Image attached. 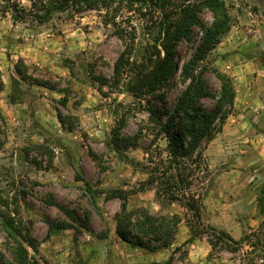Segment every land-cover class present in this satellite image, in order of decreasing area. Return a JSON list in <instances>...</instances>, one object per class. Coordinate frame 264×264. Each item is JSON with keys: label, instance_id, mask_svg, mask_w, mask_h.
<instances>
[{"label": "rangeland", "instance_id": "rangeland-1", "mask_svg": "<svg viewBox=\"0 0 264 264\" xmlns=\"http://www.w3.org/2000/svg\"><path fill=\"white\" fill-rule=\"evenodd\" d=\"M204 1L118 0L99 4L96 9H83L73 2L43 20L27 15L15 21L13 15H24L22 7L36 10L41 17L45 10L37 1L33 8L32 0H0V264H19L16 253L20 242L36 264H117L111 245L116 240L124 242L117 235L116 221L123 202L106 199L102 193L112 188L136 191L129 199V210L144 207L152 214L167 216L177 210L182 219L179 227L185 224L190 231L186 207L157 195L162 193L161 179H156L159 172L151 176L146 166L151 170L164 167L161 171L168 166V138L150 120V110L161 109L168 119L186 90L182 67L202 41V26L209 27L214 20L212 11L203 7ZM220 1L229 13L231 27L201 62V67H207L206 84L215 95L202 99L207 111L216 107L221 90L214 70L232 78L230 71L237 66L264 67V0ZM183 5L202 9L198 15L202 26L192 28L191 40L183 37L177 42L174 76L157 90L145 88L144 95L137 97L130 87L155 67V56L153 60L148 57L161 49L157 39L165 14L178 13ZM27 42L46 50L44 62L20 56L18 51ZM124 53L128 62L117 74L116 64ZM13 54L19 55L18 59L11 58ZM11 69L15 76L8 74ZM141 71L144 73L139 76ZM233 112L234 103L226 102L213 124L212 136L202 138L192 156L182 161L196 175L188 192L205 194L202 226L196 229L207 240L206 230L213 226L205 221V196L229 170L225 161L233 159L232 152L219 151L211 168L209 145ZM69 127H74L73 131ZM198 153V163L190 164ZM150 177L154 183L147 182ZM141 183L146 190L138 192ZM177 193L187 200L186 192ZM258 195L260 226L245 230L239 240L227 232L240 245L220 243L212 247L211 258L236 256L241 264H264L263 178ZM52 199L67 211L52 205ZM47 219L65 228L53 229ZM99 234L105 237L99 238ZM21 235L34 238L38 251ZM188 240L161 249L169 254L166 264L185 262Z\"/></svg>", "mask_w": 264, "mask_h": 264}, {"label": "trees", "instance_id": "trees-1", "mask_svg": "<svg viewBox=\"0 0 264 264\" xmlns=\"http://www.w3.org/2000/svg\"><path fill=\"white\" fill-rule=\"evenodd\" d=\"M40 2L41 7L44 8V17H41L36 10H29L22 7L24 15L21 17L19 14H15L14 20L26 19L27 15L34 18H48L53 12L62 11L68 7L71 3L75 2L83 9H96L99 4H103L111 1L118 0H32V7L36 8L35 2ZM162 3L168 4L166 1ZM203 7L212 11L214 15V20L209 27L201 25L199 20V12L202 10H197V7L190 5H183L179 8L178 13L170 12L165 14V19L163 20V31L160 37L157 39L161 49H158L155 55L151 54V60L155 58V65L162 59L164 55L162 65L153 77V79L146 86L147 91L157 90L162 87L174 74L177 72L176 65V45L183 37L191 40L193 31L192 28L196 25H201L203 28L204 35L202 37L201 43L198 45L191 58L186 61L182 67V76L184 77V82L186 84V90L179 98L176 108L168 116V119H164L166 112L161 109L152 108L150 110V120L155 122L160 130L167 135L168 145L166 152L168 153V166L164 171H161L164 167L158 166L156 169L149 170L151 176L159 172L156 179H161V191L158 194L161 199L167 197L169 203L179 202L182 206L186 207L189 212L191 219L187 217L186 223L190 227L191 237L188 242L194 241L196 238H201V232L196 228L202 226L201 224V209H202V199L204 193L201 195H191L188 192V188L194 184V177L196 176L192 170L187 167V162H182L192 156L190 154L192 150L197 148V145L204 137L212 136V127L215 120L222 114L223 107L226 102H230L231 105L234 103L236 96L235 88L233 85L232 78L228 75H224L217 69L214 70L217 73V77L221 83L220 95H216L217 105L211 111H207L202 104V99L205 97H213L215 95L212 92L205 81V73L207 72V67H201V62L204 61L209 54L217 47L221 42V37L230 30L231 21L229 13L227 12L225 5L220 0H206L203 2ZM18 7L15 6V9ZM177 14L178 16H174ZM126 53H124L117 62L116 73L124 68L128 59H126ZM154 65V66H155ZM21 75L22 72L20 71ZM19 73V74H20ZM144 71L139 73L142 76ZM43 86H48L46 83H41ZM56 89V87H51ZM139 97L138 95H136ZM64 100V99H63ZM61 123L64 125V120L61 114H58ZM74 127H69L70 131H73ZM190 138V139H189ZM187 141H190L187 144ZM120 146L116 145L115 149L120 151ZM198 155L191 161L190 164L196 165ZM132 162H134L132 160ZM196 178V177H195ZM198 180V177L197 179ZM158 181V180H156ZM148 183H154L155 180L150 177L147 181ZM143 183L140 184L141 190H146L143 187ZM88 192L92 193V189L88 188ZM178 192H186L185 197L187 200L184 202L183 197H181ZM134 190H127L123 188H112L109 191H102L106 193V199H120L122 203V211L117 214V235L124 242L130 244L133 247L144 248L149 251H158L164 248H168L172 245L176 239V235L179 230V224L182 219L178 214L173 216L167 215H155L152 214L147 208L139 207L129 210L128 203L131 195L135 193ZM164 196V197H162ZM51 204L59 207L61 210L67 211V209L57 201L56 199L51 200ZM96 201L94 200V205ZM73 217L72 215H69ZM50 227L55 229H63L64 225H59L51 219H47ZM197 224V225H196ZM206 230L208 235V240L213 247L220 243H224L227 246L230 243H235L240 245L241 242L234 240L227 232H218L213 227H208ZM204 230V229H203ZM22 239L31 247L35 252L38 251V242L30 237H24ZM99 238L105 237L102 234L97 235ZM19 250L17 254V261L19 264H36L33 258L29 260V250L21 244L18 245Z\"/></svg>", "mask_w": 264, "mask_h": 264}, {"label": "crops", "instance_id": "crops-1", "mask_svg": "<svg viewBox=\"0 0 264 264\" xmlns=\"http://www.w3.org/2000/svg\"><path fill=\"white\" fill-rule=\"evenodd\" d=\"M29 40L27 38V41ZM46 45L45 43L43 48H46ZM18 52L20 56L29 59L28 61L37 57L38 64L46 57L45 49L39 46L37 49L28 42ZM18 57L19 55H11V58ZM8 74L15 76L12 69ZM230 74L236 92L235 112L223 131L211 141L208 151L211 168L215 164V154L219 151H224L227 155L232 152L233 159L225 161L230 166L229 170L219 176L215 186L207 192L204 214L207 224L224 230L239 240L245 230H256L262 217L258 185L260 180L264 179V173L261 174L264 169V67L237 66ZM175 213L180 214L177 210L171 212ZM190 236L188 227L181 224L173 246L182 244ZM111 247L116 252L113 261L117 264H166L169 260V254L164 250L150 252L120 240H116ZM167 251L170 252L169 249ZM211 251L212 246L206 238L195 239L189 243V253L181 264H241L236 256L211 258Z\"/></svg>", "mask_w": 264, "mask_h": 264}, {"label": "water", "instance_id": "water-1", "mask_svg": "<svg viewBox=\"0 0 264 264\" xmlns=\"http://www.w3.org/2000/svg\"><path fill=\"white\" fill-rule=\"evenodd\" d=\"M162 62H163L162 59L160 61H158V63L155 65V67L152 70H150L148 73L143 75V77L140 78L138 80V82H136L134 85H132L130 87V90L133 94H137L139 96L144 95V91H145L146 86L153 79V77L157 74V72L159 71V69L162 65Z\"/></svg>", "mask_w": 264, "mask_h": 264}, {"label": "built area", "instance_id": "built-area-1", "mask_svg": "<svg viewBox=\"0 0 264 264\" xmlns=\"http://www.w3.org/2000/svg\"><path fill=\"white\" fill-rule=\"evenodd\" d=\"M263 261V260H262Z\"/></svg>", "mask_w": 264, "mask_h": 264}]
</instances>
